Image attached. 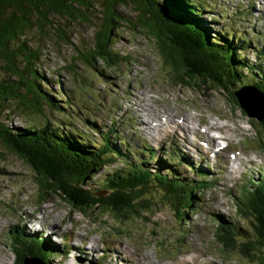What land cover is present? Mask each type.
I'll return each instance as SVG.
<instances>
[{"label":"rangeland","instance_id":"rangeland-1","mask_svg":"<svg viewBox=\"0 0 264 264\" xmlns=\"http://www.w3.org/2000/svg\"><path fill=\"white\" fill-rule=\"evenodd\" d=\"M207 5L209 7L203 4L204 21L214 29L246 38L250 46L243 53L244 58L252 64H264V0H208ZM130 10L126 7L124 12L131 15ZM69 28L72 30L70 44L54 39L51 31L41 35L37 27L25 33L27 47H37L40 51L38 74L44 80L41 89L52 95L53 101L62 108L56 112L44 107L43 115L51 125L57 122L61 128L69 127L96 146L103 145L106 127L114 125L116 131L110 136L111 143L119 138L129 145L115 143L122 154L134 158L135 154H142L145 144L152 150L162 151V155L156 154L154 159L143 156L150 159L146 166L152 171L177 169L181 177L205 181L209 185L200 189L188 210L176 209L167 202L148 201L153 205L152 210L142 209L123 219L85 215L56 196L39 203L40 189L31 168L5 152L0 160V257L6 264H17L12 245V235L16 234L22 249L25 248L21 242L26 237L33 238L32 242L45 238V244L58 245L52 237L64 236L67 253L63 257L61 249L50 246L58 254L50 257L47 264H140L137 259L143 264H180L181 259L188 264H264V240L260 248L256 247V252L250 250V257H244L236 245L242 243L238 237L232 247L229 244L225 247V242L216 239L219 232L230 229L225 228L228 226L225 222L241 227L252 237L250 223L240 217L236 198L241 196L242 199L243 192H250L245 187L250 189L258 183L260 173L264 176V164H260L264 159L253 158L255 166L231 165L229 153L220 155L222 151L218 152L215 146L204 141L211 136L199 132L201 128L209 130L216 122H223V136L235 141L240 134L244 136L245 146L240 142L237 146L241 148H234L235 153L252 155L256 151L264 156V138L257 124L251 122L255 116L247 115L238 107L230 93L176 84L170 75L171 68L159 54L155 39L141 32H128L122 27L116 34L114 49L126 55V60L117 68L104 69L97 62L96 71L74 62L73 55L90 39L93 30L80 26ZM69 63L76 67L77 75L66 70ZM238 86H232V91H240ZM239 96L245 101L244 108L251 112L264 108V98L254 89H245ZM11 113L0 117V121L10 127L44 123L40 113L21 109ZM260 115L264 118V109ZM169 117L177 124L170 123ZM142 121L147 127L139 130L138 124ZM136 130L144 133L135 135L136 139L145 142L140 144L134 137L130 146L128 140ZM159 131L154 141L145 138L147 132L151 135ZM239 139L242 141V137ZM162 142L172 149H163L167 146ZM171 151L182 156L178 164L177 161L172 163ZM112 161L92 177L99 186L111 170L123 169L118 154ZM200 169L202 173L198 176ZM250 174L253 180H249ZM223 216L228 219L219 221ZM218 222L220 225L216 226ZM235 235L239 236L238 232ZM26 247H30L29 244ZM84 249L87 252L81 251Z\"/></svg>","mask_w":264,"mask_h":264},{"label":"trees","instance_id":"trees-1","mask_svg":"<svg viewBox=\"0 0 264 264\" xmlns=\"http://www.w3.org/2000/svg\"><path fill=\"white\" fill-rule=\"evenodd\" d=\"M203 4L207 0H0V117L20 109L40 115L45 106L56 112L62 109L52 95L41 89L44 80L38 74L40 51L27 47L25 33L37 27L41 35L51 31L54 39L70 44V26L93 30L90 39L73 55L74 62L96 71L97 62L104 69L117 68L126 55L114 49L116 34L122 27L128 32H141L155 39L176 84L230 93L234 103L248 115L239 93L251 88L264 98L263 67L244 58L243 53L250 46L246 38L214 29L204 21ZM126 7L131 8V15L124 12ZM65 68L77 75L72 63ZM234 85H239L237 93L232 91ZM252 115L255 117L251 122L257 124L264 138V118ZM42 118L41 126L10 127L0 121V160L5 152H10L31 168L40 189L39 203L56 196L82 214L118 220L142 209L152 210L148 201L167 202L176 209L188 210L200 189L208 186L205 181L181 177L177 169L152 171L146 166L149 161L131 160L111 143L112 130L104 134L103 145L96 146L71 128H61L57 122L51 125L44 115ZM117 154L122 158L123 169L111 170L99 186L92 177L112 163ZM262 181L259 189L242 193L239 205L241 218L250 223L252 237L231 223H225V228L230 229L217 236L225 247L236 244L235 237L241 239L242 243L236 245L244 257L249 256L250 250L256 252L264 240ZM28 242L23 241L25 249L15 247L17 264H26L29 257L47 264L58 253L39 240Z\"/></svg>","mask_w":264,"mask_h":264},{"label":"bare ground","instance_id":"bare-ground-1","mask_svg":"<svg viewBox=\"0 0 264 264\" xmlns=\"http://www.w3.org/2000/svg\"><path fill=\"white\" fill-rule=\"evenodd\" d=\"M208 1V0H207ZM206 6H208L207 4H206ZM209 7V6H208ZM261 65H262V67H263V70H264V64H262V63H260ZM254 91L258 94V95H260L255 89H254ZM239 97H241V96H239ZM260 97L263 99V97L260 95ZM242 99V98H241ZM264 100V99H263ZM242 101H243V103L245 104V101H244V99H242ZM248 107V106H247ZM246 108V107H245ZM263 108V107H262ZM261 107L260 108H258L257 109V111H255V113L254 112H251V110H248L247 108V110H248V113L249 114H254V115H256V116H260V114L262 113V110L264 109H262ZM262 109V110H261ZM142 113V112H141ZM152 115V114H151ZM170 118V117H169ZM167 120V119H166ZM187 120V119H186ZM188 121V120H187ZM143 122V121H142ZM149 123V122H148ZM170 123H175V120H174V118H170ZM153 124V123H152ZM175 124H177V123H175ZM145 124H143L142 126H144ZM186 125V124H185ZM152 126V125H151ZM213 127H215V128H217L218 126L216 125V124H213L212 125ZM211 126V127H212ZM147 127V126H146ZM142 128H145V126L144 127H142ZM155 128V127H154ZM160 128H161V126H160ZM160 128H159V130H160ZM141 128H139V130H140ZM185 129V128H184ZM189 129V128H188ZM211 129V128H210ZM182 130V129H181ZM194 131V130H193ZM150 132V131H149ZM191 133V132H190ZM200 138V137H199ZM211 140V141H210ZM204 141H206V142H208V144H211L214 140H213V138L211 139V137H210V139H208V140H206V138H204ZM194 142H197L196 140H194ZM182 156L180 155H178L177 153H176V151H171V155H170V158H171V160H172V163L173 164H176V162L175 161H177V164H178V162H179V160H180V158H181ZM231 158V157H230ZM181 161V160H180ZM169 163H171V162H169ZM171 163V164H172ZM178 166V165H177ZM233 168H235L234 166H233ZM201 169H204V168H201ZM201 169L200 170H197V172L201 175V173H202V171H201ZM205 170H207V169H205ZM195 171V170H194ZM201 171V172H200ZM202 175H204V173L202 174ZM260 177H261V179L259 180V182L258 183H256V184H254L253 185V187H251L250 189L249 188H247V187H245L246 189H248L250 192H254L255 190H257V189H259V185L261 184V182H263L262 180L264 179V176L262 177V174L260 173ZM250 177H249V180H253L254 179V176L252 175V174H250L249 175ZM210 182V181H209ZM208 184V183H207ZM209 185V184H208ZM210 185H211V182H210ZM252 186V185H251ZM208 187V186H207ZM240 200H241V196H240V198L239 199H237L236 198V205H237V208H238V210H239V205H240ZM240 213V212H239ZM240 217H241V215H240ZM225 222V221H224ZM225 223H227V222H225ZM219 225H220V223H219ZM50 227V226H49ZM50 234L52 233V232H49ZM58 234V233H57ZM52 236H54V234L52 233ZM53 238V240L54 241H56V244H58V245H56L59 249H61V251H59V252H62V254H63V257L65 256V254L67 253V250H66V245H65V241H66V239H65V237L64 236H57V237H52ZM44 239L45 238H37V239H35V241H37V240H39V241H41L42 243L44 242L45 243V241H44ZM217 239V238H216ZM24 240H27V242L30 240L31 241V243H34V242H32L34 239L33 238H30V239H28L27 237L26 238H24V239H22V242H21V244H22V246H23V241ZM218 240V239H217ZM29 243V242H28ZM53 243L51 242V243H48V244H45L46 246H48V247H50V246H53L52 245ZM12 245H13V253H14V255H15V247L16 246H18L19 244H18V242H17V237H16V234L15 235H12ZM55 245V244H54ZM30 246V245H29ZM48 249H50V248H48ZM104 250H105V248H103ZM73 250V249H72ZM96 250H97V248H96ZM82 252H87L85 249L84 250H81ZM58 254V253H57ZM16 257V256H15ZM30 259H32V257H29L28 259H27V261H26V264H29L30 262L31 263H33L34 261L35 262H38V261H36V260H30ZM16 263H17V260H16ZM0 264H6V262H5V260L3 259V257H0Z\"/></svg>","mask_w":264,"mask_h":264}]
</instances>
